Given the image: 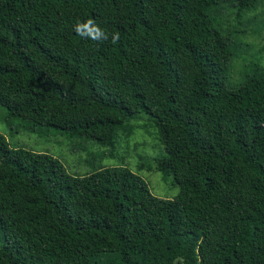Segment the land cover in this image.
Returning <instances> with one entry per match:
<instances>
[{
	"label": "trees",
	"instance_id": "16d2710c",
	"mask_svg": "<svg viewBox=\"0 0 264 264\" xmlns=\"http://www.w3.org/2000/svg\"><path fill=\"white\" fill-rule=\"evenodd\" d=\"M261 5L0 0V114L113 156L145 113L153 167L179 188L154 196L124 164L74 176L0 133V264H264V66L228 75L251 46L238 24ZM88 18L119 43L76 35Z\"/></svg>",
	"mask_w": 264,
	"mask_h": 264
},
{
	"label": "rangeland",
	"instance_id": "374dc122",
	"mask_svg": "<svg viewBox=\"0 0 264 264\" xmlns=\"http://www.w3.org/2000/svg\"><path fill=\"white\" fill-rule=\"evenodd\" d=\"M263 6L255 11L245 14L243 23L238 24L239 39L249 40L251 46L246 48V53L236 57L230 64L229 80L238 81L245 72L252 70L253 63L264 66V28L259 35L254 34L250 24L252 15L259 19L256 23H264ZM230 24L235 12L225 8L222 13ZM236 16V15H235ZM236 18V17H235ZM247 43V44H249ZM246 44V45H247ZM135 132L128 139H122L113 156L107 155L108 148L100 145L93 139L85 140L79 137H67L65 134L40 135L21 126L17 119H11L4 113L0 114V133L3 134L13 148H24L31 151L46 152L53 155L63 164L65 170L74 176L88 173L99 166L126 165L133 173L139 175L147 184L150 192L157 197L172 199L179 191L172 177H164L153 166L155 158L162 154L163 148L155 138L153 128L150 127L149 116L140 113L133 121Z\"/></svg>",
	"mask_w": 264,
	"mask_h": 264
},
{
	"label": "clouds",
	"instance_id": "9594fccd",
	"mask_svg": "<svg viewBox=\"0 0 264 264\" xmlns=\"http://www.w3.org/2000/svg\"><path fill=\"white\" fill-rule=\"evenodd\" d=\"M73 31L83 39L99 43L110 40L111 44L116 45L120 41V33L118 31L110 32L105 30L93 18L78 19L73 25Z\"/></svg>",
	"mask_w": 264,
	"mask_h": 264
}]
</instances>
